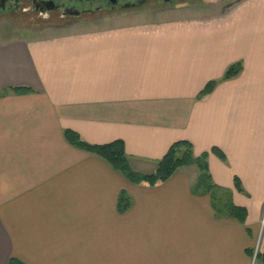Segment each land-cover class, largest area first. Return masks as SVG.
Returning <instances> with one entry per match:
<instances>
[{
    "label": "crops",
    "instance_id": "1",
    "mask_svg": "<svg viewBox=\"0 0 264 264\" xmlns=\"http://www.w3.org/2000/svg\"><path fill=\"white\" fill-rule=\"evenodd\" d=\"M217 1L0 41V264H252L256 245L264 253V0ZM235 63L236 77L197 99ZM66 130L121 140L140 174L189 142L212 190L194 191L197 165L132 183Z\"/></svg>",
    "mask_w": 264,
    "mask_h": 264
},
{
    "label": "flooded vegetation",
    "instance_id": "2",
    "mask_svg": "<svg viewBox=\"0 0 264 264\" xmlns=\"http://www.w3.org/2000/svg\"><path fill=\"white\" fill-rule=\"evenodd\" d=\"M212 0H0V18L34 28L96 26L167 9H194ZM49 25V26H48Z\"/></svg>",
    "mask_w": 264,
    "mask_h": 264
},
{
    "label": "trees",
    "instance_id": "3",
    "mask_svg": "<svg viewBox=\"0 0 264 264\" xmlns=\"http://www.w3.org/2000/svg\"><path fill=\"white\" fill-rule=\"evenodd\" d=\"M240 70V63H235L228 66L220 79L211 80L204 86V88L199 92L197 99H202L209 95L214 90L219 81L229 80L236 77L240 73ZM15 91L17 93H24L28 90L18 88L15 89ZM64 134L67 141L72 145L102 157L115 170L122 173L127 178V180L132 183H143L150 186H155L168 180L177 169L184 166L197 165L200 170V174L194 191L210 193L212 190L213 185L207 170L206 156L202 154L195 158L192 152V145L189 142L180 141L173 144L168 152L162 157V159L159 160L157 169L154 173L140 174L131 168L125 154L124 143L121 140H116L108 144L94 145L85 142L77 133L73 131L66 130ZM130 205V197L125 191H121L117 201L118 212L121 214L125 213L130 208ZM227 216L244 223L246 219V210L234 205H229L227 208ZM256 258H259L264 264V253L261 255L257 254ZM8 264L24 263L15 257H11L8 261Z\"/></svg>",
    "mask_w": 264,
    "mask_h": 264
},
{
    "label": "rangeland",
    "instance_id": "4",
    "mask_svg": "<svg viewBox=\"0 0 264 264\" xmlns=\"http://www.w3.org/2000/svg\"><path fill=\"white\" fill-rule=\"evenodd\" d=\"M222 1V5H218L219 8H224L226 6V4H223V0H218L217 2H221ZM225 1V0H224ZM227 3V2H226ZM208 6L209 3L206 4H200L197 5L194 9H181V10H171V9H167L166 11L159 12L157 15L154 16H138L136 19H149L150 17H159L161 15H174V16H178V15H190L193 14V12H197L200 9H205V11L208 10ZM6 19H2L0 18V41H2L3 39H6L7 37L13 36V35H17V34H21L22 32H38V31H49V32H54V31H70V30H78V29H83V28H93V27H98L100 25H96V26H87V27H79V26H72V27H59V28H53L52 26L49 27H42V28H34L32 26H28V25H23L18 23V21L16 20V18H14V20H9V21H5ZM110 24V23H109ZM49 29V30H48ZM253 252H257V245L256 247L253 249ZM253 260V258H252ZM110 262L112 263V261L110 260ZM110 263V264H111ZM121 264H127V260H121ZM252 264H256L255 261L252 262Z\"/></svg>",
    "mask_w": 264,
    "mask_h": 264
}]
</instances>
